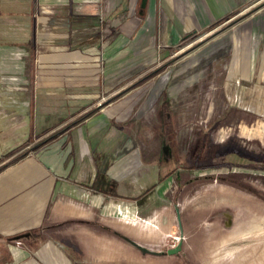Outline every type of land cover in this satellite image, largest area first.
Listing matches in <instances>:
<instances>
[{
	"label": "crops",
	"instance_id": "1",
	"mask_svg": "<svg viewBox=\"0 0 264 264\" xmlns=\"http://www.w3.org/2000/svg\"><path fill=\"white\" fill-rule=\"evenodd\" d=\"M262 1L146 0L140 11L139 0H0V75L21 87L33 69L26 110L8 101L21 102L23 89L0 97V264H168L165 239H182L179 200L167 194L163 162L140 189L132 156H115L132 146L120 127L121 88L187 35ZM252 18L264 32V12ZM163 92L160 143L163 132L173 137ZM107 96L113 105L94 112ZM9 116L18 124L4 123Z\"/></svg>",
	"mask_w": 264,
	"mask_h": 264
},
{
	"label": "rangeland",
	"instance_id": "2",
	"mask_svg": "<svg viewBox=\"0 0 264 264\" xmlns=\"http://www.w3.org/2000/svg\"><path fill=\"white\" fill-rule=\"evenodd\" d=\"M261 4L264 1L212 32L191 35L121 88V97L127 95L123 107L128 109L120 127L124 141L132 146H121L115 156L121 152L132 156L140 189L151 184L157 162L170 158V148L159 142L157 132L165 91L169 108L163 121L173 125L171 135L179 155L167 194L171 203L179 200L182 236L181 249L168 264H264V32L257 28L261 21L252 18L264 12L258 10ZM26 59H31L28 54ZM27 65L21 87L0 75V97L12 92L11 87L25 91L17 104L14 96L8 97L17 111L28 108L32 94L33 69ZM109 98L98 101L94 112L113 105L115 99ZM9 117L10 122L4 123L18 124ZM17 136H11L10 143ZM225 145L242 150L247 158L217 155ZM31 146L25 142L11 151ZM158 151L161 157L155 158ZM124 231L128 235L129 230ZM178 241L177 232L172 233L165 247Z\"/></svg>",
	"mask_w": 264,
	"mask_h": 264
},
{
	"label": "trees",
	"instance_id": "3",
	"mask_svg": "<svg viewBox=\"0 0 264 264\" xmlns=\"http://www.w3.org/2000/svg\"><path fill=\"white\" fill-rule=\"evenodd\" d=\"M189 37L190 36L187 35L184 40L188 39ZM55 134L56 133H54L51 137H48L47 139H51L52 137H55ZM162 134H163L162 135L163 138H162V143L161 144H166V146H168L170 148V158H169V160H166L163 163H158V164H160L159 166H160V169L162 171L161 174L163 173L162 176L164 177L165 175H170L173 172V167H175V165H177V161H178V156L179 155L175 152V149H174V145H175L174 138L171 137V136H169L170 135L169 133H166V132L164 133L163 132ZM43 141H41V143ZM226 154L236 155L237 158H240V159H246L247 158V156L242 152V150H240V149H238V148H236L234 146H227V145H225L224 146V150L221 151V154L220 153H217V155L222 156V157L225 156ZM160 155H161L160 154V151H158L157 157L158 158L161 157ZM244 189L247 192H249V193L255 194L249 188H244Z\"/></svg>",
	"mask_w": 264,
	"mask_h": 264
},
{
	"label": "water",
	"instance_id": "4",
	"mask_svg": "<svg viewBox=\"0 0 264 264\" xmlns=\"http://www.w3.org/2000/svg\"><path fill=\"white\" fill-rule=\"evenodd\" d=\"M145 2L146 0H139L138 8L140 11L143 10L145 6ZM175 213H176V219L178 221V213H177L176 208H175ZM180 245H181V242H178L175 246L171 247L170 249H167L164 253H161V254L168 255V256L177 254L180 251Z\"/></svg>",
	"mask_w": 264,
	"mask_h": 264
}]
</instances>
